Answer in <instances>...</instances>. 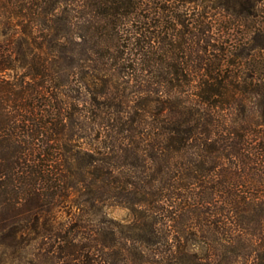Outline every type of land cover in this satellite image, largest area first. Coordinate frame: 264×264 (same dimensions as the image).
Returning <instances> with one entry per match:
<instances>
[{"label": "trees", "instance_id": "16d2710c", "mask_svg": "<svg viewBox=\"0 0 264 264\" xmlns=\"http://www.w3.org/2000/svg\"><path fill=\"white\" fill-rule=\"evenodd\" d=\"M174 1L0 0L4 251L55 264L264 255V77L234 71L223 36ZM114 171L160 183L118 188ZM120 198L152 207L124 240L104 217Z\"/></svg>", "mask_w": 264, "mask_h": 264}, {"label": "rangeland", "instance_id": "374dc122", "mask_svg": "<svg viewBox=\"0 0 264 264\" xmlns=\"http://www.w3.org/2000/svg\"><path fill=\"white\" fill-rule=\"evenodd\" d=\"M174 2L182 7V13L188 20L195 19L200 13L207 21L211 22L210 35L215 38L223 36L225 39L223 45L228 46V49H230L227 62L234 71L239 69V73L249 74L254 78L264 77V70L261 68V64L264 62V0H177ZM178 28L182 29V26L178 25ZM213 40L212 38L211 43ZM252 65L256 68L251 69ZM114 172L117 176L115 186L118 188L126 187L130 191L131 189L136 191L139 189L140 191L142 189L148 191L149 188L156 189L160 183L158 181L161 173L158 172ZM151 173H153L155 180H152V183L149 184L150 182L147 181L152 177ZM127 179L132 183H126ZM151 208L147 202L134 203L131 206L129 200L125 198L107 200L104 202L106 212L104 217L110 220L112 225H116V229L119 231L118 234L124 240L127 234L143 233L137 225L150 219H147L144 214L149 213ZM160 213L156 214L157 219L161 217ZM97 218L100 219V216ZM45 240L51 242L49 239ZM36 243H40V240ZM242 253H240V250L239 254L236 255L227 253V258L233 264H264V255ZM43 257L40 250L35 249L28 252L4 251L0 244V264L54 263V261L45 262L46 260Z\"/></svg>", "mask_w": 264, "mask_h": 264}]
</instances>
